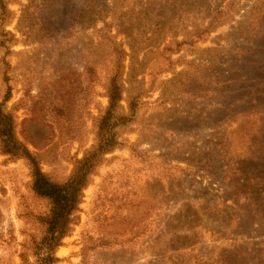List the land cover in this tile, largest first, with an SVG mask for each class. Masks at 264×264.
<instances>
[{
	"label": "rangeland",
	"instance_id": "374dc122",
	"mask_svg": "<svg viewBox=\"0 0 264 264\" xmlns=\"http://www.w3.org/2000/svg\"><path fill=\"white\" fill-rule=\"evenodd\" d=\"M27 4L8 0L0 101L9 87L16 135L52 180L96 141L117 50L123 112L140 93L56 264H264V0H36L34 37L16 27ZM49 208L27 161L0 151V264L32 260Z\"/></svg>",
	"mask_w": 264,
	"mask_h": 264
},
{
	"label": "trees",
	"instance_id": "16d2710c",
	"mask_svg": "<svg viewBox=\"0 0 264 264\" xmlns=\"http://www.w3.org/2000/svg\"><path fill=\"white\" fill-rule=\"evenodd\" d=\"M35 3L36 0H28V4L21 9L16 26L18 29L25 28V34L33 37L40 30L38 23H36L35 8L38 5ZM87 7L90 14L100 19V12L95 11L96 6L94 4H89ZM31 8L34 10H30ZM13 18L14 13L8 7V0H0V52L2 53V60L12 52V46L17 42L15 32L6 28ZM209 31L210 29L206 27L200 33ZM116 53L118 59L113 63V70L106 83L108 103L97 120L96 141L84 152L81 158L76 160L71 174L63 182L52 180L42 170L38 160L27 145L17 137L15 116L5 105L10 98L9 87L0 101V151L11 159L23 158L27 161L30 167L33 192L48 199L50 203V208L43 217L45 231L39 240L33 242L30 252L32 260L29 259L26 251H21L18 254L22 264H56L60 261L56 255V250L62 244L63 238L70 234L73 226L79 221V204L83 197L84 188L89 184L91 176L104 159V155L123 144V141L117 136L116 128L127 124L133 118L136 98L140 96V93L132 95L128 100L130 113L123 112V105L120 102L124 90L120 75L126 53L123 49L117 50ZM99 241L102 240L99 239ZM87 250V245L82 248V260L88 257Z\"/></svg>",
	"mask_w": 264,
	"mask_h": 264
}]
</instances>
